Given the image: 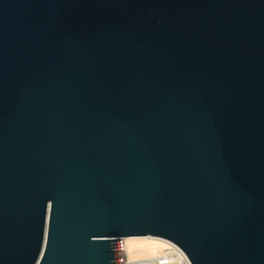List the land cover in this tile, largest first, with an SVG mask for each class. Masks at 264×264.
I'll return each instance as SVG.
<instances>
[{"label":"water","instance_id":"obj_1","mask_svg":"<svg viewBox=\"0 0 264 264\" xmlns=\"http://www.w3.org/2000/svg\"><path fill=\"white\" fill-rule=\"evenodd\" d=\"M264 264V0H0V264Z\"/></svg>","mask_w":264,"mask_h":264},{"label":"bare ground","instance_id":"obj_2","mask_svg":"<svg viewBox=\"0 0 264 264\" xmlns=\"http://www.w3.org/2000/svg\"><path fill=\"white\" fill-rule=\"evenodd\" d=\"M123 238L126 240L128 249L130 247L128 242H132V251L129 252L133 260H145L159 257L171 251L173 248V243L171 241L158 236H126Z\"/></svg>","mask_w":264,"mask_h":264},{"label":"built area","instance_id":"obj_3","mask_svg":"<svg viewBox=\"0 0 264 264\" xmlns=\"http://www.w3.org/2000/svg\"><path fill=\"white\" fill-rule=\"evenodd\" d=\"M117 249L120 264H192L183 250L174 243L171 251L159 257L145 260L131 259L126 240L123 237L117 238Z\"/></svg>","mask_w":264,"mask_h":264},{"label":"snow or ice","instance_id":"obj_4","mask_svg":"<svg viewBox=\"0 0 264 264\" xmlns=\"http://www.w3.org/2000/svg\"><path fill=\"white\" fill-rule=\"evenodd\" d=\"M128 244L130 245V247H129V251L131 252L132 251V248H131V244H132V242H128ZM166 247V246H165Z\"/></svg>","mask_w":264,"mask_h":264}]
</instances>
